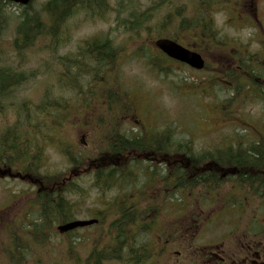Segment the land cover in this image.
<instances>
[{
  "label": "trees",
  "instance_id": "obj_1",
  "mask_svg": "<svg viewBox=\"0 0 264 264\" xmlns=\"http://www.w3.org/2000/svg\"><path fill=\"white\" fill-rule=\"evenodd\" d=\"M165 1L156 3L137 15L130 13V18L122 19L120 26L129 32H139L144 27H148V23L161 13L166 6ZM236 1L200 0L192 16L188 15L185 8H178L174 13L168 12L161 24L153 29H157V34L170 31L165 37L181 43H184L181 34L189 35L194 43L190 48L203 54L207 63L204 71H207L210 69V63L203 51L204 48L223 52L227 47L226 42L219 38L218 32L214 29V14L226 13L229 18L241 23L239 3ZM8 5L11 6L12 3L0 0V178L28 180L34 189L32 191L34 198L28 215L31 213L38 215L36 221L23 224L27 229L19 226L10 229L5 226L4 233L8 241L5 249L9 258L20 250L14 234L21 232L25 238L35 241L39 246L45 243L46 229L51 230L52 225L62 224L76 217L77 206L73 201L75 197L84 199L88 195V189L80 186V181L88 177L93 179L89 193L94 191L99 196L109 199V202L108 197H111L112 193L117 197L113 199L114 204L111 206L102 209L105 203H100L98 206L100 210L94 211L93 217L99 221L95 227L100 230V235L95 238L97 244L82 258L73 254L76 264L110 262L156 264L157 255L163 254L162 250L157 251L155 246L156 241L161 239L157 240L153 236L159 217L164 210H169L163 214L168 218L174 214L172 212L175 208L177 213L191 210L185 200V196L191 193L198 192L200 195L199 202H194L192 207L200 209L202 213L212 211L213 216L206 223L207 226L220 223L222 226L230 225L231 218L228 215L227 218L225 217L227 222L222 216H218L221 220L217 224H212L211 220L216 218V207L218 208V200L213 195L224 187L238 188L243 182L250 184L249 180L253 173L245 174V181L229 182V179H218L216 171L204 169L206 164L208 165L207 161L220 159L237 162L253 161L255 164L251 163V168L264 167V146L257 145L260 142L264 143V122L253 121L251 127L261 132H253L251 129L254 134L248 136L246 141L241 140L244 135L236 133L234 139L232 137L220 139L222 144H229V147L217 146L207 150L198 149L191 138H182V134L173 124L172 130L163 127L156 132H153L150 126L143 125L142 128L137 124L134 128H138V131L124 129L127 123L123 122V116L128 121L132 113L124 104L127 96L119 97L117 94V86L120 82L116 77L117 68L120 66L118 61L125 50L115 45L112 40L98 38L86 41L80 47L77 51L79 59L72 61L66 57L56 58L57 64L65 70L71 67L78 69L62 87V89L75 90L77 95L74 99L63 100L54 97L51 91L47 90L39 103L23 102L18 105L19 109L15 111L18 118L13 122L9 121L8 113L14 105L11 102L12 98L20 89L34 82L39 77L40 71H27L7 62L9 50L1 45V40L12 18L6 13ZM18 7L20 14L16 18L12 51L17 58H21L25 53L36 49L40 41L44 43L48 41L44 48L58 56L59 49L65 44L63 36L67 33L69 21L77 16L104 18L108 13L109 5L108 0H46L38 8L35 0H32L26 7ZM246 23L247 21H244L241 24ZM150 50L152 49L149 47H139L138 53L145 56L153 73L166 75L164 74L166 71H172V65H178L160 53ZM263 57L260 52L250 54L245 46L227 54L223 60V69H228L227 76L231 83L235 84L234 79L238 78L237 88L245 75L247 78L245 83L247 89L251 90V98L264 101V69H260ZM84 62L91 64L89 69L79 67ZM217 66H220V63H217ZM84 79L85 82H82ZM209 82V87L217 84L215 78H210ZM228 88L232 89V87ZM207 90L210 95L212 91L214 92L212 87ZM202 93L208 95L206 91ZM96 100H101L104 105L101 107L103 112L99 117L101 121L96 122L95 119L93 123L105 131L97 138L95 155L91 157L85 151H75L74 146L64 139L61 132H64L67 126L88 130L89 121L92 119L89 117L86 119L81 113L90 109ZM218 101L223 104V110L219 112L224 117H233V101H236V97L227 101ZM81 116L85 119L78 124L75 123V119ZM255 124L257 125L254 126ZM258 135H261V139H255ZM249 143L250 146H233ZM47 145H56L67 159L70 177L42 173ZM163 157L175 162L172 176H169L168 171L163 173L160 170L161 166L157 164L148 166L140 163L141 159ZM152 166L154 170L151 169ZM203 198L206 201H203ZM145 200H150V205L141 210L139 205H144ZM258 200L264 207V199ZM204 207L205 209H202ZM240 225L239 222L234 223L226 239L233 237ZM250 226L253 234L259 236L263 233L262 228L254 222V218H251L248 230ZM18 258L19 256H16V259Z\"/></svg>",
  "mask_w": 264,
  "mask_h": 264
},
{
  "label": "rangeland",
  "instance_id": "obj_2",
  "mask_svg": "<svg viewBox=\"0 0 264 264\" xmlns=\"http://www.w3.org/2000/svg\"><path fill=\"white\" fill-rule=\"evenodd\" d=\"M45 1L35 0L36 7L39 8L40 4ZM162 1L165 0H135L133 2L108 0V13L104 18L77 16L69 21L67 33L63 36L65 44L59 49L58 56L44 48L48 41L45 43L40 41L36 49L25 53L21 58H17L12 51L16 18L20 14V10L15 4L8 5L6 13L12 18L8 30L1 40V45L9 50L7 62L27 71H40L39 77L34 82L20 89L17 95L12 98L11 102L14 105L8 113L9 121L13 122L18 118L15 112L19 109L18 105L23 102L29 104L39 103L47 90H50L54 97H60L63 100L74 99L77 92L68 88L62 89V87L65 86L66 80L72 77L78 69L71 67L69 70H65L57 64L56 58L66 57L72 61L79 59L77 51L80 47L86 41L98 38L112 40L115 45L125 50L122 58L118 61L120 66L117 68L116 77L120 82V85L117 86V94L119 97L127 96L124 104L132 113L128 121L123 116V122L127 123L123 127L124 129L138 131V128H134L137 124L142 128H144L143 125L150 126L152 131L156 132L158 129H163V127L172 130L173 124L174 127H177L178 132L182 134V138H191L198 149L206 150L221 146L218 145L221 137L223 140L231 137L234 139L236 133L241 136L244 135L245 137L241 140L246 141L251 136L247 133L248 129L251 131L248 124H252L253 121L264 122V101L251 98V90L247 89L245 75L242 77L243 80H240L238 88L236 86L238 78L234 79L235 84L231 83L230 78L227 76L228 69H223V60L228 53H232L236 49H242L245 46L250 54H256L261 49L264 50V18H261L263 29L260 31L261 34H258L254 28L250 30L245 24L229 18L226 13L214 14V29L218 32L219 38L226 42L227 47L223 49V52L217 49L204 48L203 51L206 54L208 63H210V69L196 72L186 66L172 65V71H166L164 73L166 75H161L151 71L145 56L138 53V48L149 47L154 50L155 40L165 37L170 31L157 34V29L153 28L161 24L168 12L174 13L178 8H185L188 15L192 16L200 0L165 1L166 6L161 13L148 23V27H144L139 32H129L123 29L120 23L122 19L130 18V13L137 15L139 12H143L150 6ZM241 1L245 6L249 5L251 7L256 2V0ZM260 10L264 11V7L260 6ZM181 36H183L181 39L184 44L193 46V40L189 35L181 34ZM217 63H220V66L216 67ZM69 64H72V62H69ZM90 66L89 62L79 65L85 70L89 69ZM61 74H64V76H61ZM210 78H215V83H217L215 86H211L214 90V92L211 90L212 95L207 90L208 88L211 89L209 87ZM82 82H85V79ZM228 87H232V89ZM202 91H206L208 95L202 93ZM211 96H213L212 99ZM233 97H236V101H233V117H224L219 112L223 110V104L219 103L218 100L227 101ZM102 105H104V102L96 100L92 103L91 108L83 110L81 115L86 119L92 115L97 119L96 122H100L99 117L103 112L101 111ZM86 111H89V113ZM82 116L76 118L75 123L78 124L82 119H85ZM89 123L88 130L67 126L66 130L61 133H63L64 139L74 146L75 151L82 150L88 156L93 157L97 138L105 130L95 125L93 121H89ZM45 158L46 161L42 169L43 174L69 176V163L56 145H47ZM92 183L93 179L89 177L80 181V186L88 189V195L84 199L74 198L75 201L73 202L77 206V215L74 218L76 220L92 219L94 211L100 210L98 208L100 203H105L101 207L102 209L114 204L113 199L115 200L117 196L113 193L111 197H108L110 202L109 199L99 196L94 191L89 193ZM33 190V185L27 180L9 177L0 178V264H76L73 254L82 258L97 244L95 238L100 235L98 228L92 226L77 229L69 234H61L57 231L59 224L56 223L51 226V230H45V236L47 235L45 243L39 246L35 241L25 238V235L19 232L14 236H16L15 242L17 241L20 250L15 253V256L9 258L7 249H5L8 241L4 228L5 226L10 229H16L18 226L25 228L24 223L36 221L38 218L37 213H31V210V214L28 215L30 204L34 198ZM229 195L228 188H222L219 195L214 194L213 197L221 196L220 201H222L225 196ZM199 197L198 192L185 196V200L192 208L191 210L183 211V213L179 212V214L175 212L176 208L174 207L175 209L172 212L174 214L170 215L169 218L163 215L169 210L162 212L159 223L156 225L157 229L153 234L157 240L161 239L156 241L157 251L161 249L163 252L162 256L157 255L156 264H218L219 260L225 256L230 259V264H234L235 256L248 255L251 239L254 240L255 245L257 244L255 243L256 240L262 239L261 236L250 238L248 226L251 220L246 211H243L237 217H235V212L230 216V218L234 217L233 221L230 219V226H233L235 221L236 223L239 221L241 225L233 237L226 239L232 228L228 225L223 227L221 223L207 226L206 223L212 214L208 215L206 212L203 215L200 209L192 207L194 202H199ZM203 201L206 200L203 198ZM251 203L256 207L251 212V218L254 217V222L264 229V213L260 212L261 209H259L263 206L258 199H252ZM149 205L150 200H145V204H140L139 207L144 210ZM202 205L204 206L203 203ZM220 220L221 218L217 216L211 222L217 224ZM225 221L227 222V220ZM222 237H224L223 240H221ZM257 246L262 245L257 244ZM13 250L11 249V251ZM16 256H19V258L16 259ZM243 261L244 259L240 258L237 264H243ZM106 264L121 263L110 262Z\"/></svg>",
  "mask_w": 264,
  "mask_h": 264
},
{
  "label": "flooded vegetation",
  "instance_id": "obj_3",
  "mask_svg": "<svg viewBox=\"0 0 264 264\" xmlns=\"http://www.w3.org/2000/svg\"><path fill=\"white\" fill-rule=\"evenodd\" d=\"M264 0H256L255 4L251 7L249 5L246 6L241 13V18L248 20V26L249 29L254 28L258 34H261L260 31L263 29L261 18H264V11L260 10V6L264 7L263 5ZM264 48V47H263ZM260 69H264V57L262 59V66ZM253 132L260 133L261 130L256 128H252ZM251 132V134H254ZM255 139H261V135L256 136ZM249 144H234V147H242V146H250ZM257 145L264 146V143H258ZM229 147V144H222L221 147ZM169 156V155H168ZM140 163L143 165L147 164L148 166L157 164L159 167L161 166L160 170L165 173L168 171L169 176H172L174 174V166L175 162L174 160L170 158H160V159H141ZM208 165L205 166V171H216L217 178L220 180L229 179V182H236L237 180H244L246 178L245 174L253 173V176L250 178V184H246L245 182L241 183V185L238 188H235L234 186L224 187L228 188V192L230 193L229 196H225L222 201H220V197H216V200H218V208L216 207V211L220 213L221 216H223V220H225V216H231L235 212V216L241 214L243 211L247 212V215L249 214V219L251 220V212L253 211L255 206L252 205V199H264V167L259 168H251V163L255 164L253 161H241L237 162L236 160H216V161H207ZM240 163V164H239ZM154 170V167L152 168ZM219 192L216 194L219 195ZM202 209H205L202 208ZM250 209V210H248ZM260 211L264 213V207L259 208ZM243 217V216H241ZM234 217L232 216L231 220ZM239 222V221H238ZM236 223V221L234 222ZM263 231L262 234L259 236L262 237V239L256 240L255 243L262 245L257 246V244H254V240L251 239V246H249L248 255L243 256H235L234 264H237L240 258H243V264H264V229H261ZM248 233L250 235V238L258 237L257 235L253 234L254 232L251 231V226L248 230ZM233 257V256H230ZM218 264H230V259L226 256L221 258L218 262Z\"/></svg>",
  "mask_w": 264,
  "mask_h": 264
},
{
  "label": "water",
  "instance_id": "obj_4",
  "mask_svg": "<svg viewBox=\"0 0 264 264\" xmlns=\"http://www.w3.org/2000/svg\"><path fill=\"white\" fill-rule=\"evenodd\" d=\"M8 2L21 5L23 7L28 6L32 0H4ZM155 46L159 48L164 54L169 58L176 60L180 63L186 64L194 70L201 71L205 68V60L201 54L191 51L182 45L178 44L176 41L170 39H159L155 42ZM98 223L97 220H76L72 222L65 223L58 226V231L61 233H67L79 228H84L92 226Z\"/></svg>",
  "mask_w": 264,
  "mask_h": 264
}]
</instances>
